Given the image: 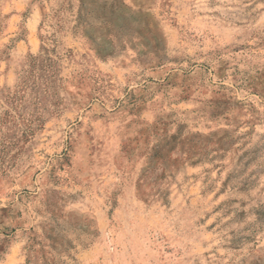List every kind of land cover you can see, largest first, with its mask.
Masks as SVG:
<instances>
[{
    "label": "rangeland",
    "instance_id": "obj_1",
    "mask_svg": "<svg viewBox=\"0 0 264 264\" xmlns=\"http://www.w3.org/2000/svg\"><path fill=\"white\" fill-rule=\"evenodd\" d=\"M0 264H264V0H0Z\"/></svg>",
    "mask_w": 264,
    "mask_h": 264
}]
</instances>
